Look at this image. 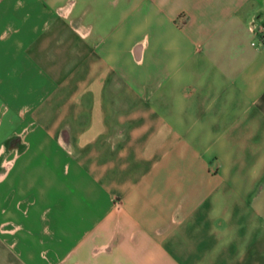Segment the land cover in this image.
<instances>
[{
  "label": "crops",
  "instance_id": "obj_1",
  "mask_svg": "<svg viewBox=\"0 0 264 264\" xmlns=\"http://www.w3.org/2000/svg\"><path fill=\"white\" fill-rule=\"evenodd\" d=\"M264 0H0V264H264Z\"/></svg>",
  "mask_w": 264,
  "mask_h": 264
},
{
  "label": "built area",
  "instance_id": "obj_2",
  "mask_svg": "<svg viewBox=\"0 0 264 264\" xmlns=\"http://www.w3.org/2000/svg\"><path fill=\"white\" fill-rule=\"evenodd\" d=\"M250 28L256 35L255 39L252 40L251 44L255 46H264V23H262L258 27L252 25Z\"/></svg>",
  "mask_w": 264,
  "mask_h": 264
}]
</instances>
